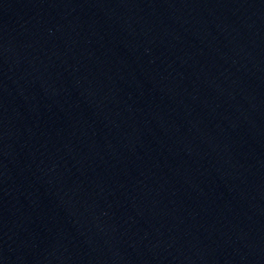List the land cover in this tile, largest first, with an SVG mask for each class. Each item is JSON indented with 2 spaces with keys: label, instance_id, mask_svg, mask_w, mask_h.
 Masks as SVG:
<instances>
[{
  "label": "water",
  "instance_id": "water-1",
  "mask_svg": "<svg viewBox=\"0 0 264 264\" xmlns=\"http://www.w3.org/2000/svg\"><path fill=\"white\" fill-rule=\"evenodd\" d=\"M0 264H264V0H0Z\"/></svg>",
  "mask_w": 264,
  "mask_h": 264
}]
</instances>
